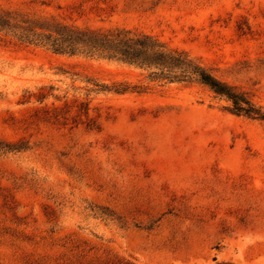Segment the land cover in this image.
<instances>
[{
	"label": "rangeland",
	"instance_id": "374dc122",
	"mask_svg": "<svg viewBox=\"0 0 264 264\" xmlns=\"http://www.w3.org/2000/svg\"><path fill=\"white\" fill-rule=\"evenodd\" d=\"M116 30L264 111V0H0V264H264V120L86 43Z\"/></svg>",
	"mask_w": 264,
	"mask_h": 264
},
{
	"label": "trees",
	"instance_id": "16d2710c",
	"mask_svg": "<svg viewBox=\"0 0 264 264\" xmlns=\"http://www.w3.org/2000/svg\"><path fill=\"white\" fill-rule=\"evenodd\" d=\"M67 30L71 34L67 40L63 43L59 39L54 40L53 45L58 47L57 51L62 49L61 46L65 42L68 43V47H71L77 40L82 41L80 38L76 40L72 37L79 36L83 34L82 32ZM89 34L90 38L86 43H90L92 49L109 59L140 67L160 69L159 77H164L171 82H186L197 78L215 94L232 102L235 113L264 120V111L255 106L247 93L238 92L235 88L219 81L183 53L167 52L163 45L150 36H133L130 32L123 30L90 32Z\"/></svg>",
	"mask_w": 264,
	"mask_h": 264
}]
</instances>
